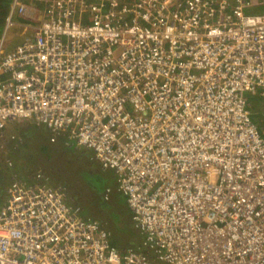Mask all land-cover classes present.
I'll return each instance as SVG.
<instances>
[{
    "label": "built area",
    "instance_id": "obj_1",
    "mask_svg": "<svg viewBox=\"0 0 264 264\" xmlns=\"http://www.w3.org/2000/svg\"><path fill=\"white\" fill-rule=\"evenodd\" d=\"M130 1L11 0L0 136L33 121L91 150L116 173L142 243L120 252L66 189L15 181L0 264H264V135L249 100L264 96V11Z\"/></svg>",
    "mask_w": 264,
    "mask_h": 264
},
{
    "label": "rangeland",
    "instance_id": "obj_2",
    "mask_svg": "<svg viewBox=\"0 0 264 264\" xmlns=\"http://www.w3.org/2000/svg\"><path fill=\"white\" fill-rule=\"evenodd\" d=\"M244 1L248 2L251 14H257L264 8V0ZM15 30L10 28L7 33L9 45L22 40L14 34ZM4 34L3 27L1 36ZM262 101L264 105V97ZM261 124L264 127V121ZM27 130L26 134L18 129L19 141L9 136L8 144L7 130L6 137H0V206L6 198L11 180L17 178L31 182L30 174L37 169L42 172V184L68 190V201L81 208L82 216L96 218L105 225L120 252L139 247L142 234L132 219L125 197L118 189L116 173L103 169L91 150L67 147L61 139L50 142L51 133L46 127L31 124ZM27 137L31 142L28 141L29 144L22 149L20 143L23 144ZM107 190L109 199L105 200Z\"/></svg>",
    "mask_w": 264,
    "mask_h": 264
},
{
    "label": "trees",
    "instance_id": "obj_3",
    "mask_svg": "<svg viewBox=\"0 0 264 264\" xmlns=\"http://www.w3.org/2000/svg\"><path fill=\"white\" fill-rule=\"evenodd\" d=\"M30 1L31 0H28L27 2H30ZM10 2H11V0H0V37H1V31H2V29L4 27V24H5V19H6L8 10H9L8 4ZM124 2L125 3H130L131 1L130 0H124ZM247 8H249V6ZM260 10L261 11L259 13L263 12L264 11V8H261ZM21 22H27V21L21 20ZM263 97L264 96H261V95H253V96L251 95L249 97V100H250V109H251V113H252V119L259 126L260 130L264 134V127H262V124H261L264 121V112H263L264 105H263V101H262V98ZM27 132H28V130L26 131V134H27ZM26 140L30 141V139L28 137L26 138ZM26 140H24V143L23 144L20 143V145H22V147H21L22 149L25 148L29 144V142H27ZM35 171H37V169ZM35 171H33L32 174ZM104 198H105V200H108L109 199V192H108V190L104 194ZM110 237H111V235H110ZM111 242H112V244L115 247L117 246V244L115 242H113L112 239H111Z\"/></svg>",
    "mask_w": 264,
    "mask_h": 264
},
{
    "label": "clouds",
    "instance_id": "obj_4",
    "mask_svg": "<svg viewBox=\"0 0 264 264\" xmlns=\"http://www.w3.org/2000/svg\"><path fill=\"white\" fill-rule=\"evenodd\" d=\"M17 37V36H16ZM20 38H22V37H20ZM251 96V95H250ZM249 96V97H250ZM253 96V95H252ZM18 122V121H17ZM13 123L14 122H11V123H9L8 125H7V127H6V130H7V138H6V142H7V144L9 143V136H11V138L13 137V136H15V138L13 139V140H16V141H19V139H18V136H19V133H20V131H18V129L20 130V128L21 127H23V126H26V125H28L29 127L31 126V123H34V124H36L37 126H40V127H45V126H42V125H39V124H37V123H35V122H33V121H27V123H25V124H22V123H19L18 125H16L15 127H13ZM259 127V126H258ZM9 128L11 129V130H9ZM260 129V128H259ZM6 130H5V132H6ZM5 132H4V134H5ZM262 132V131H261ZM12 133V134H11ZM50 133H51V131H50ZM263 134V133H262ZM264 135V134H263ZM51 136H52V133H51ZM1 137V136H0ZM5 137H6V134H5ZM26 140V139H25ZM62 141H64V139H61ZM27 142H28V140H26ZM50 142H52L51 141V137H50ZM52 143H54V142H52ZM65 143V142H64ZM66 145V144H65ZM68 147V146H67ZM71 147H73V148H75V149H80V147H75V146H71ZM93 154V153H92ZM94 156V155H93ZM2 165H4L3 163H2ZM31 175V182H29L28 180H26V181H21V180H19V179H13V180H11V183H13V182H15V181H19V182H21V183H24V184H31V183H34V182H36V183H40L41 185H47V184H42L41 183V178H42V172L40 171V170H37V171H35L33 174H30ZM68 191V190H67ZM96 219V218H95ZM98 220V219H97ZM104 227H106L105 225H103Z\"/></svg>",
    "mask_w": 264,
    "mask_h": 264
},
{
    "label": "crops",
    "instance_id": "obj_5",
    "mask_svg": "<svg viewBox=\"0 0 264 264\" xmlns=\"http://www.w3.org/2000/svg\"><path fill=\"white\" fill-rule=\"evenodd\" d=\"M27 1H28V0H27ZM34 1L37 2V4H36V2H35V4H36L37 7L39 6V7L42 8V9L45 8V5H44V4H46L45 0H34ZM246 10H247V12L249 13V8H246ZM250 14H251V13H250ZM19 123H21V122H14V123H13V127H15L16 125H18ZM31 124H34V123H31ZM27 129H29V126H28V125L23 126V127L20 128V130H21L22 132H25V133H26ZM9 130H11V129L9 128Z\"/></svg>",
    "mask_w": 264,
    "mask_h": 264
},
{
    "label": "flooded vegetation",
    "instance_id": "obj_6",
    "mask_svg": "<svg viewBox=\"0 0 264 264\" xmlns=\"http://www.w3.org/2000/svg\"><path fill=\"white\" fill-rule=\"evenodd\" d=\"M21 40H19V42H20Z\"/></svg>",
    "mask_w": 264,
    "mask_h": 264
}]
</instances>
